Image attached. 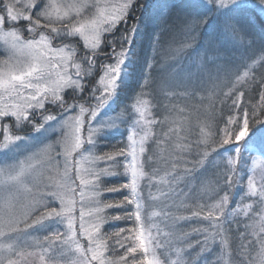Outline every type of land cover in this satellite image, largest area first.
<instances>
[{
    "label": "snow or ice",
    "instance_id": "6c2138e0",
    "mask_svg": "<svg viewBox=\"0 0 264 264\" xmlns=\"http://www.w3.org/2000/svg\"><path fill=\"white\" fill-rule=\"evenodd\" d=\"M154 6L170 14L159 22L152 13L136 16ZM205 25L211 31L197 43ZM0 41L7 52L0 59V264H217L211 259L217 251L220 264H264V170L257 176L253 168L246 189L233 180L244 179L237 172L242 140L244 152L264 156V0H155L149 6L140 0H0ZM229 45L231 52L244 51L222 65L219 53ZM160 48L176 64L195 55L211 66L214 90L219 86L236 113L227 125L240 121L235 134L227 125L217 137L203 133L195 163L186 158L190 149L176 144L178 151L163 158V175L151 167L147 147L152 125L163 121L149 118L150 101L143 99L151 94L158 110L159 93L171 87L156 85L152 76ZM255 90L260 111L253 106L251 120L259 127L250 138L244 97ZM169 132L178 136L179 129ZM213 152L227 159L223 186L217 180V199L200 203L197 187L188 186L207 171ZM113 177L123 180L114 184ZM234 184L241 187L237 199L260 206L258 227L244 225L254 228L256 246L245 232L236 249L230 246L229 217L253 210L245 203L227 211ZM156 185L167 191L154 195ZM105 193L120 196L102 199ZM179 196L192 204L177 205ZM181 208L188 214H177ZM193 220L201 223L182 230L181 222ZM115 221L131 223L116 227Z\"/></svg>",
    "mask_w": 264,
    "mask_h": 264
},
{
    "label": "trees",
    "instance_id": "16d2710c",
    "mask_svg": "<svg viewBox=\"0 0 264 264\" xmlns=\"http://www.w3.org/2000/svg\"><path fill=\"white\" fill-rule=\"evenodd\" d=\"M141 4H144L145 6L152 5V0L150 1H142L140 0ZM152 8L150 7L148 10V13L145 12V8L143 7L142 13L138 15L140 18L145 19L147 18L149 13H152ZM153 15L156 14L152 13ZM170 13H167L165 16H168ZM163 16V17H165ZM161 17L160 21L163 19ZM220 22H217L216 27H219ZM205 31H211V29H208L207 26H201L198 36H197V43L200 42V40L203 38V33ZM206 43V42H205ZM165 48L159 49V67L156 71L152 73V76L154 78V83L156 85H159L162 82H167L171 85L170 82H176L172 81L168 78L169 74H174L173 69L182 67L184 64H188L189 70L191 71H199V64H197V59L195 55L189 58H185L180 64H176L173 58L168 57L169 55L165 52ZM139 51V48H138ZM147 46L145 42V52H147ZM152 55H157V53H151ZM142 64V61H141ZM173 68V69H172ZM141 69L137 68V73H139ZM176 72V71H175ZM175 75V74H174ZM131 83V78L129 80ZM169 90L171 89V96L168 97L166 94L167 89L164 92L159 93V104L161 105L157 110V103L152 101V95L147 94L144 96L145 100L150 101V111L153 115V118L163 121L162 123H158L155 125V136L151 139V141L148 144V148L150 149V152L153 156V159L155 163L151 167H155L160 169V174L163 175V169L168 167V165L164 164L163 158L164 157H171L175 154L178 149L175 147V142H184V146L188 149H190L187 159L191 160L193 163H195V160L197 159V152L203 151L204 147L202 145V139H203V133L208 132L211 133L213 137H217L220 131L224 127H222L223 124L227 123V119L229 115H236V113L231 109V100H225L221 95L217 96V98L210 103L207 106H204V100H198L194 96L201 95V87L199 86H192L186 94L187 101L185 103L181 102V94H183L180 90H178L177 87L174 88V86L171 85ZM151 90H149L150 92ZM195 100L193 107L192 100ZM245 101L249 104V113H250V128H254L251 135H255L257 129L255 127H259L256 124L252 123L251 120V113L253 106H256L257 112L259 114V91L255 90L252 93L251 99H249L248 92L245 93L244 97ZM113 108H116V105H112ZM243 107V105H242ZM191 111H194L193 118H187L188 121L184 125V138L176 140L177 138L172 135V133L169 132V128H174V121H177L176 126L182 125L184 123L185 116H182L181 113L189 114ZM119 113H109L110 117H113L115 115H118ZM124 118L126 119L127 116L125 115ZM105 119H108L106 117ZM178 119H182L183 121L179 122ZM200 121L202 124V129L200 131H197L196 129V122ZM119 124V121H117ZM240 123L239 120L235 121L233 124L229 125L233 131V134L238 131V124ZM228 126V125H227ZM120 127L123 129L126 126L120 125ZM190 127V129H189ZM186 129V130H185ZM164 133H168V136L166 137ZM155 141V143L153 142ZM160 141H163V143H160ZM200 144L201 146L197 148V145ZM213 147H216L213 145ZM217 152H223L222 148H217ZM216 152L211 153L209 160L211 161V164L206 162L205 168L207 171H203V175L199 177L198 180H192L191 184L188 186L189 188L196 186L197 187V196L195 199H197L200 203H211L215 199H217L215 195L214 189H216V182L217 180L220 181V185L223 186V180L224 176L223 173L226 171V165H223L222 163L218 162L219 158ZM122 159V158H120ZM246 158H243L241 156L240 163L237 165V172L240 173L244 179L242 181H238L237 177H233L234 181H237L243 188L246 189V174H247V164ZM122 171V169H120ZM145 170L150 171V166L148 164L145 165ZM123 177H113L112 183L118 184L122 182ZM183 187V185H181ZM157 189L161 191H167V188L163 185H156V187L153 188V194L156 195L159 193ZM187 191V189H185ZM218 190V189H217ZM230 202L228 205L227 211L231 213L235 207L239 204L240 199H237L241 195V187H238L234 184L232 187L230 193ZM119 193H105L102 199H117L119 198ZM187 199V202L191 205L192 199L186 198L184 196H179V198L176 200V204L179 205L180 201H184ZM158 207L160 205V201L157 203ZM129 208L131 206H128ZM158 209V208H157ZM109 213L114 214L118 211H121L120 209H109L107 210ZM175 211V209H174ZM177 214H183L187 215V211L185 209H180V211ZM230 219V218H229ZM159 221V220H158ZM245 222L247 225H257L259 222V216L251 214L250 217L246 218V220L242 221V223ZM116 227H127L130 225V221H115L113 222ZM201 222L193 220L190 223H184L181 222L182 230H188L191 226H199ZM241 223V220L239 218H236L235 222H232L233 231L228 233L230 238V246L233 249H236L237 246L243 242L242 238L240 237L241 232H245V235L248 240L253 241V245L256 246V238L252 235L254 229L253 227H249L246 231L244 228H242L244 225ZM160 226L163 228L164 223L160 221ZM105 228H107V225H105ZM163 239V237H162ZM258 247V246H257ZM122 251V250H121Z\"/></svg>",
    "mask_w": 264,
    "mask_h": 264
},
{
    "label": "rangeland",
    "instance_id": "374dc122",
    "mask_svg": "<svg viewBox=\"0 0 264 264\" xmlns=\"http://www.w3.org/2000/svg\"><path fill=\"white\" fill-rule=\"evenodd\" d=\"M143 2L146 1V0H142ZM147 1H150V0H147ZM155 4V0H152V5ZM144 5V4H143ZM158 8L159 6H154L152 8V13H155V15H158V22L160 21L161 17L165 16L167 13H169V9L168 8H164V11L163 13H158ZM143 10V7H141L140 9L137 10L136 12V16L138 17V15H140ZM140 17V16H139ZM166 17V16H165ZM205 48H207V43H205L204 45ZM231 45H229V50H226V51H221L219 53V56L221 57L220 59V63L223 65L224 64V58H227V57H239L241 55V53L244 51L243 47H240V50L239 51H235V52H231L230 49H231ZM165 52L169 55L168 51L165 50ZM201 56H203L204 54V49H201ZM249 55H251V51H249L248 53ZM154 55V54H153ZM7 56V52L5 51V48L3 46V42L0 41V59H4L6 58ZM170 57V55L168 56ZM209 58H211V53L209 54ZM197 64H199V71H191L189 70V66L188 64H184L182 67H179V68H172L173 71H174V74L170 73L168 78L172 81H176V82H170L172 86L177 87L178 90H180L183 94H181V102L182 103H185L187 101V98H186V92L192 87V86H199L201 87V95H197V96H194L195 98H197L198 100H201L203 99L204 100V106H207L209 105L210 103H212L216 98L217 96H219V86H217L214 90L213 88V84L212 82L209 80V69L211 68V66H208V67H205L203 65V62L201 60H197ZM176 71V72H175ZM212 71H214V69H212ZM225 75V73H220V76L221 78H223ZM92 79V77H88L86 78V80L84 81V83H88L90 80ZM213 79H215V77H213ZM169 89H167L168 91ZM168 97L171 96V89L167 92L166 94ZM65 99H67V96L65 97ZM143 99H145L143 97ZM195 102V100L193 99L192 100V103ZM195 103H193V107L196 108V106L194 105ZM49 111H51L53 114H55L56 110L54 107H51L49 106ZM151 113V111H150ZM193 113L194 111H191L189 114H185V113H181L182 116H185V119H184V123L182 125H178L176 126V123L177 121H174V129H179V134L178 136H175L177 139L176 140H179V139H183L184 138V128H185V124L187 123L188 119L187 118H193ZM149 118H153V115L150 114V117ZM179 122L183 121L182 119H178ZM39 122V121H37ZM8 123L10 124L11 121H8ZM118 124V123H117ZM227 123L223 124L222 127H224ZM155 125H152V130L154 132L155 130ZM228 127H230L228 125ZM231 128V127H230ZM190 129V127H189ZM196 129L197 131H200L202 129V124L200 121H197L196 122ZM3 127L0 126V138H2V133H3ZM186 130V129H185ZM239 130V129H238ZM26 131L30 132L31 129H27ZM255 136V135H254ZM253 135L250 134V138L251 137H254ZM53 138H55V135L53 136ZM151 141V139L149 140V142ZM148 142V144H149ZM176 144H184V142H175V145ZM241 144V147H242V152H241V156H243V158H246L248 164H247V174H246V178H247V175L253 170V168H255V172H256V175L259 176L261 174V171L264 170V156H262L259 152H253L251 154L249 153H246L243 151V144H244V141L242 140L240 142ZM148 147V145H147ZM228 155H234L233 153H229ZM219 158V161L220 163H222L223 165H227V159H226V156L224 155H218L217 156ZM0 159H2V157H0ZM241 159V157H240ZM255 162V165L254 163ZM47 175V174H46ZM51 175L55 178V179H59V177L56 175L55 171H53L51 173ZM145 194H147V189L145 190ZM156 195H159V193H157ZM159 201H157L158 203ZM245 203H253V210L249 213L248 216H245L243 214V212H239L237 213L236 215L234 216H230V220L231 222H235L236 218H239L241 220V223L242 221L246 220V218L250 217L251 214L253 213V215H257L258 216V213L260 212V206L258 203L254 202V200H249V199H240L239 201V206L240 207H243V204ZM160 206V205H159ZM159 210V207H157ZM235 210V209H234ZM233 210V211H234ZM232 211V212H233ZM157 223L160 224V221H156ZM259 223V222H258ZM257 223V225H258ZM243 225H246L245 222L242 223ZM244 228V226L242 227ZM254 229V228H253ZM44 233H37V235H43ZM162 239V238H161ZM220 256V252L217 251L216 255L215 256H211V259H213L214 261L217 262V264H220V261L218 260V257Z\"/></svg>",
    "mask_w": 264,
    "mask_h": 264
}]
</instances>
